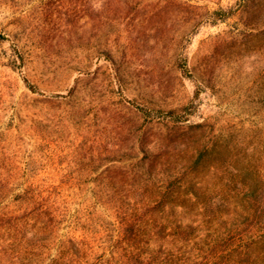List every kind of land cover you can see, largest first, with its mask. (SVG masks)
Wrapping results in <instances>:
<instances>
[{
	"label": "rangeland",
	"instance_id": "374dc122",
	"mask_svg": "<svg viewBox=\"0 0 264 264\" xmlns=\"http://www.w3.org/2000/svg\"><path fill=\"white\" fill-rule=\"evenodd\" d=\"M149 154L199 188L187 243L136 204ZM250 186L263 232L264 0H0V264H115L131 215L184 259Z\"/></svg>",
	"mask_w": 264,
	"mask_h": 264
},
{
	"label": "trees",
	"instance_id": "16d2710c",
	"mask_svg": "<svg viewBox=\"0 0 264 264\" xmlns=\"http://www.w3.org/2000/svg\"><path fill=\"white\" fill-rule=\"evenodd\" d=\"M180 67L185 70L186 63H182ZM165 116L178 119L177 113L173 110L165 113ZM155 159L156 156L149 154L146 168L139 167L134 174L140 180L137 192L153 190L152 192L157 194V200L136 202V204H142L144 208L156 206L155 208L162 215L160 231L163 239L174 237L182 244L187 243L193 237L195 232L193 224L197 220L186 218L183 215V209L185 210V203H190L194 208L199 209L201 204L193 199V197H198L197 189L199 188H196L197 185L190 181L186 182V186L176 179V182H166L167 178L175 177L177 173L163 174L161 171L155 173L153 168ZM248 188L249 194L245 199L250 207L244 221L240 217H231L228 214L227 217L231 220L229 227L217 238L211 240L205 246L206 248H200L198 252H189L188 256L182 259L179 258L181 247L173 249L160 246L155 251L150 246H139L143 237L141 224L131 215L123 218L120 223V237L124 246H119L108 253L110 261L115 259V264H220L216 261L221 260L223 261L221 264H264V231L260 232L257 229L259 222L254 220L262 202L257 201V188L255 186ZM120 209L116 206L118 214ZM249 218L254 222L247 223Z\"/></svg>",
	"mask_w": 264,
	"mask_h": 264
}]
</instances>
